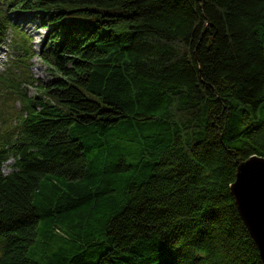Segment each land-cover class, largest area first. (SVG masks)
Here are the masks:
<instances>
[{
  "label": "trees",
  "instance_id": "16d2710c",
  "mask_svg": "<svg viewBox=\"0 0 264 264\" xmlns=\"http://www.w3.org/2000/svg\"><path fill=\"white\" fill-rule=\"evenodd\" d=\"M10 10L57 28L50 81ZM8 28L0 264H264L229 189L264 157V0H0Z\"/></svg>",
  "mask_w": 264,
  "mask_h": 264
},
{
  "label": "water",
  "instance_id": "95a60500",
  "mask_svg": "<svg viewBox=\"0 0 264 264\" xmlns=\"http://www.w3.org/2000/svg\"><path fill=\"white\" fill-rule=\"evenodd\" d=\"M229 189L264 263V157L252 155L238 162Z\"/></svg>",
  "mask_w": 264,
  "mask_h": 264
},
{
  "label": "rangeland",
  "instance_id": "374dc122",
  "mask_svg": "<svg viewBox=\"0 0 264 264\" xmlns=\"http://www.w3.org/2000/svg\"><path fill=\"white\" fill-rule=\"evenodd\" d=\"M7 17L12 23L17 25L23 30L27 37L30 38V51L34 53V57L30 62V71L34 77L40 79L42 82H48L53 78L50 73V67H48L40 58L42 52L48 51V43L50 40L58 34L56 27H52L46 22V25L42 24L38 14L34 11H7ZM13 28H8L5 35L0 39V71L3 69L4 64L10 58V55L15 53L13 47ZM30 93H33V88L28 89ZM1 124V122H0ZM12 162V158L3 164V173H8L11 168L9 167Z\"/></svg>",
  "mask_w": 264,
  "mask_h": 264
}]
</instances>
